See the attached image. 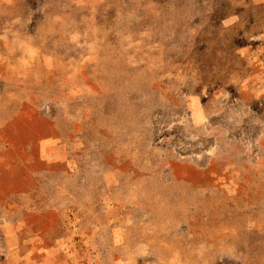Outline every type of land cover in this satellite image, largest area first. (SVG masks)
<instances>
[{"label": "rangeland", "instance_id": "374dc122", "mask_svg": "<svg viewBox=\"0 0 264 264\" xmlns=\"http://www.w3.org/2000/svg\"><path fill=\"white\" fill-rule=\"evenodd\" d=\"M0 264H264V0H0Z\"/></svg>", "mask_w": 264, "mask_h": 264}]
</instances>
